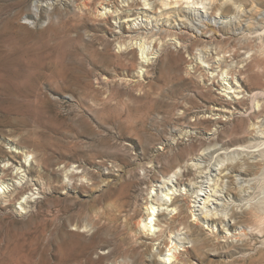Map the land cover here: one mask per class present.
<instances>
[{"label":"rangeland","instance_id":"obj_1","mask_svg":"<svg viewBox=\"0 0 264 264\" xmlns=\"http://www.w3.org/2000/svg\"><path fill=\"white\" fill-rule=\"evenodd\" d=\"M34 1L0 0V86L40 111L25 137L52 182L25 175L18 200L0 187V264H121L106 247L126 220L114 187L133 195L176 170L186 186L169 197L211 194L201 207L218 219L187 210L205 240L186 264H249L264 249V0H49L33 19ZM1 104L0 121L21 115Z\"/></svg>","mask_w":264,"mask_h":264},{"label":"bare ground","instance_id":"obj_2","mask_svg":"<svg viewBox=\"0 0 264 264\" xmlns=\"http://www.w3.org/2000/svg\"><path fill=\"white\" fill-rule=\"evenodd\" d=\"M47 4H51L49 2V0H36V1H34L31 5L30 11H29L30 14L32 15V18L33 17H34L33 19L38 18L41 14V11L43 9H45V7H48ZM26 19H28V18H26ZM134 19L135 18H132V20H134ZM28 20H29V22L33 23V20H31V19H28ZM143 51H145L144 47H143ZM144 57H145V61H148L151 58V56L147 53ZM226 84L228 85L229 83H226ZM233 84L232 85L229 84L228 87L226 86L227 89L229 88L228 89L229 91H227V92L235 93L238 91L234 87ZM4 87L5 86H3V85L0 86V104L5 103L6 105H3V106H6V108L8 106V108H10V110H12L13 112L15 110L16 113L18 112L21 115L12 117V116H9L10 113L8 112L9 114L7 113L8 114V116H6L7 118H5V120H3V121L2 120L0 121V136L7 138L9 143L12 144L13 146H15L17 148L18 147L21 148L20 152H21L22 156L24 155L27 157L28 155L31 154V151L36 152V155L33 157L34 161L33 162L31 161L30 164L29 163L27 164L28 160L26 159L25 161H23V159L20 158V152L18 149H17L18 152H16V150L8 151L5 149V147L0 142V187L3 189L4 192L8 193L7 196L10 197L9 199H12V200L17 199L18 200L19 199L18 196L22 193V191H25L28 188L27 186H29V183H23V181L26 177L25 175L34 176L33 180L35 181V185H37V183H39V181H41V179L45 177L46 173H48V172H46V169L52 165L51 164L52 160L47 158L46 154H44V156H41L38 154V151H41V150L46 151L44 144L39 143L38 141H37L38 143H36V144L34 143L35 141L34 142L32 141L33 144H31L32 142L31 143L27 142L26 137H25V134H26V135H29V137L31 136L32 138H35V140L37 139L36 134H38V133L36 131H34L35 129L30 131L29 127L31 125L34 126L33 119H36V118L33 117V115H35V113L38 115L40 113V111L38 109H35V107H33L31 104L27 105L28 106L27 107L26 105L24 106V104L20 100L13 101V99L10 98L9 94L4 92L6 90V89H3ZM258 93H261V92H256V94H258ZM3 106H2V108H3ZM2 110L0 111L1 113L4 112ZM224 110H225V108H224ZM3 116H5V115H3ZM13 122L17 123L16 125H18L19 127L21 126V128L18 130L15 127V130L10 129V130H8L7 134H4V131L2 130V126L3 125L7 126L6 124L13 125L14 124ZM7 135H8V137H7ZM29 148H30V150H28ZM196 159H198V158H196ZM192 163L194 164V162H192ZM195 164L202 167L201 166L202 164L200 162H196ZM178 165H180V164H178ZM66 167H67V164H66ZM69 167H70V165H69ZM233 168H232L233 169L232 172H241V173L245 172V170L238 168L237 166L233 167ZM70 171H71V168H70ZM178 171H179V169H178ZM177 173L178 172L176 170L174 173H171V174L165 173V174H163V176L161 175L162 177L155 176V177H153L152 180H149L148 183H147V181L145 182L146 184H148V186H146L147 187L146 189H145V187H144V189L140 188L139 192L136 194L134 193L133 195H131V192H128V185L124 181H123L124 183H120L119 185L117 184L114 187L113 192L115 193V196L120 200L119 207L122 209L121 212L125 213L126 220H124V222H123L124 224H122L123 225L122 231L115 234L116 235V236L114 235L115 238H112L114 236H111V238L113 239V241L111 240L112 241L111 243L107 242L108 238H105V240L108 243L106 247L108 249H110L111 254L118 255V258H120L121 264H167V261H171L172 258H175L178 262H180V264H181V262H182V264H186L188 262V260L183 257L185 255V253L188 254L189 257L192 256V252L186 246L187 243H191L193 241H202V240L204 241L205 240L202 237L203 234H202L200 228L198 227V224L188 221V218L186 215L187 210L188 209L191 210V214H193L192 216H194V218L196 219V221L198 220V222L200 221V219H202L203 221L205 220V222L209 223L208 225H210L211 222L212 223L217 222L216 221V220H218V219H216L217 215L216 216L214 215V214H216V212L214 213L212 210H209V209L203 210L204 208L201 207L202 203H203L202 206L203 205L207 206L206 202L209 201L210 199L213 200L212 199L213 197L211 198V194H208L207 196H205V199L203 198V201H200V199L202 200V198H200V194H202V193H201V191H197L196 195H192V199L190 201V202H192L191 205L188 203L189 197H183L182 199L177 198V197L172 199V197H169L171 191L174 192L175 190L181 189L183 187V185L186 186V181L184 183L182 181L180 182L179 180L175 179L176 178L175 176ZM147 175H145V176H147ZM229 175H231V174H229ZM139 176H141V175H139ZM46 177H45V179H47L51 183L52 182L51 177L50 178H46ZM131 178H130V180H131ZM239 180H240V178H239ZM142 181H143V179H142ZM214 183H216V182H214ZM39 184H41V182ZM191 184H189L188 187H185L186 192H184V193L182 192L183 194H187L189 191H192L191 188L195 187V182H193ZM196 186H197V184H196ZM40 187H42V186H40ZM240 188H242V187H240ZM42 189H43V187H42ZM151 189L154 190V192H152ZM183 196H185V195H183ZM23 197H25V195H23ZM6 200L11 201L8 199H6ZM141 200L143 202H141ZM140 202L143 203V207L141 206L142 207L141 209L144 208V211L142 213V217L139 216L140 219L138 218L137 220H135L136 215H137V210L141 205ZM20 203L23 204L22 202H20ZM214 203H216V202H214ZM10 204H11V202H8L7 206ZM118 211H120V209ZM218 216H219V214H218ZM118 217H120V216H118ZM220 219H221V217H220ZM97 221H99V219ZM94 222H95V220H94ZM91 223H93V222H91ZM162 223H164V224H162ZM94 224H96V222ZM177 224H178V229L174 230V227ZM181 226H183V227H181ZM212 227H214L213 228V230H214L215 225L212 224ZM46 229H48V227ZM141 229H143V231L145 232L146 235L145 234H143V235H144V237L147 236V239L154 241V240H159L163 236H165L167 238V241H165V239L163 237V239H161L162 241L160 240L161 242H159L160 244H163V246L160 250H158L156 252L153 250L154 244L151 245L150 244L151 241L147 242V239L146 240L143 239V235H141ZM184 229H185V232H183ZM138 230H140V232ZM183 233L185 235H182ZM226 233H228V232H226ZM111 235H113V234H111ZM154 236H157V239L154 238ZM102 242H104V241H102ZM106 242H104V244ZM257 242L264 243V239L261 240V238H260V241H257ZM259 247L260 246H256L255 248H252V249H254L256 256L254 255V256L250 257L249 264H256V263L264 264V249H261ZM101 248L104 249V246ZM182 250H185V251L181 252ZM250 253H252V252H250ZM157 254H159L161 256V258L157 257Z\"/></svg>","mask_w":264,"mask_h":264}]
</instances>
